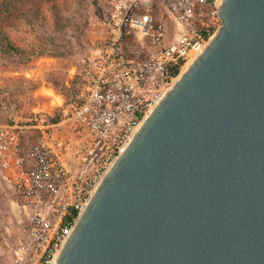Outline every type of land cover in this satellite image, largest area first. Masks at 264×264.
I'll use <instances>...</instances> for the list:
<instances>
[{
  "label": "water",
  "instance_id": "95a60500",
  "mask_svg": "<svg viewBox=\"0 0 264 264\" xmlns=\"http://www.w3.org/2000/svg\"><path fill=\"white\" fill-rule=\"evenodd\" d=\"M218 15L54 264H264V0H221Z\"/></svg>",
  "mask_w": 264,
  "mask_h": 264
},
{
  "label": "built area",
  "instance_id": "2783aa9c",
  "mask_svg": "<svg viewBox=\"0 0 264 264\" xmlns=\"http://www.w3.org/2000/svg\"><path fill=\"white\" fill-rule=\"evenodd\" d=\"M220 2L133 0L64 131H53L60 122L0 123V214L10 198L15 226L0 223V264H54L105 172L215 34Z\"/></svg>",
  "mask_w": 264,
  "mask_h": 264
},
{
  "label": "rangeland",
  "instance_id": "374dc122",
  "mask_svg": "<svg viewBox=\"0 0 264 264\" xmlns=\"http://www.w3.org/2000/svg\"><path fill=\"white\" fill-rule=\"evenodd\" d=\"M131 2L84 0L75 6V0H59L57 11L49 4L41 11L31 5L29 19L20 20L11 35L32 59L21 61L0 53V123L28 125L66 119L75 106L74 100L67 101L66 90H77L75 98L88 90L117 30L121 27L125 32L122 20L125 5ZM151 8L155 14L160 12L156 5ZM167 27L169 41L174 32L168 23ZM48 90L61 100L53 104ZM2 203L0 223L10 226L11 199L4 198Z\"/></svg>",
  "mask_w": 264,
  "mask_h": 264
},
{
  "label": "trees",
  "instance_id": "16d2710c",
  "mask_svg": "<svg viewBox=\"0 0 264 264\" xmlns=\"http://www.w3.org/2000/svg\"><path fill=\"white\" fill-rule=\"evenodd\" d=\"M77 6L82 4L84 0H75ZM35 5L38 11L42 8H46V5H51L54 11H57L59 6V0H0V53L6 56H16L21 58V61H30L31 55H28L24 48L19 44L17 40L11 35V30L17 26L20 20H27L31 14V5ZM40 52L39 54H44ZM68 96L67 101H75V106L79 105L83 96L77 97V90L69 88L66 90ZM66 101V100H65ZM66 103V102H65ZM74 106V107H75ZM63 108V107H61ZM59 121L58 118L52 119V122Z\"/></svg>",
  "mask_w": 264,
  "mask_h": 264
},
{
  "label": "crops",
  "instance_id": "0c3cea01",
  "mask_svg": "<svg viewBox=\"0 0 264 264\" xmlns=\"http://www.w3.org/2000/svg\"><path fill=\"white\" fill-rule=\"evenodd\" d=\"M66 119L60 121V123L57 126L53 127V131L56 134H58L60 131H64V129L67 128L68 123H67Z\"/></svg>",
  "mask_w": 264,
  "mask_h": 264
},
{
  "label": "bare ground",
  "instance_id": "6f19581e",
  "mask_svg": "<svg viewBox=\"0 0 264 264\" xmlns=\"http://www.w3.org/2000/svg\"><path fill=\"white\" fill-rule=\"evenodd\" d=\"M190 64V62L186 65V67L188 66ZM185 67V68H186ZM185 68L182 70V72L185 70ZM48 93H50L51 95H53V104L54 103H58L60 100H61V97L59 96V95H55V94H53V91H51V90H48ZM49 107V106H48Z\"/></svg>",
  "mask_w": 264,
  "mask_h": 264
}]
</instances>
